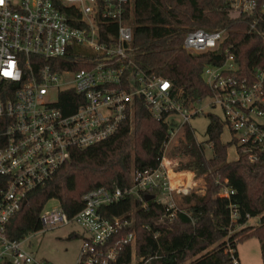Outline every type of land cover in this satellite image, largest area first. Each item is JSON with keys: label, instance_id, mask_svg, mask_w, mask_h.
Masks as SVG:
<instances>
[{"label": "built area", "instance_id": "1", "mask_svg": "<svg viewBox=\"0 0 264 264\" xmlns=\"http://www.w3.org/2000/svg\"><path fill=\"white\" fill-rule=\"evenodd\" d=\"M224 1L232 12L250 18L249 32L261 31L264 0ZM133 6L134 0H0V264H53L33 254L30 238L63 226L81 230L73 264H114L125 245H134L135 233L128 230L132 219H107L100 210L145 190L155 192L156 202L175 208V199L191 192L192 177L172 184L170 174L186 172H174L164 150L183 125L194 132L190 119L202 114L197 104L204 99L220 110L242 155L254 161L264 154V69L240 78L228 55L222 65L203 68L211 94L184 105L169 80L146 75L134 63L132 26L125 17L132 15ZM225 37L223 30L195 28L186 32L182 48L194 55L215 51ZM135 98L155 120L172 127L158 167L135 171L129 189L85 192L81 209L70 217L59 205L43 207L39 230L9 238L6 225L30 191L50 179L72 150L113 135L132 116ZM220 185L221 196L233 192L227 180ZM231 218L235 220L234 213Z\"/></svg>", "mask_w": 264, "mask_h": 264}, {"label": "trees", "instance_id": "2", "mask_svg": "<svg viewBox=\"0 0 264 264\" xmlns=\"http://www.w3.org/2000/svg\"><path fill=\"white\" fill-rule=\"evenodd\" d=\"M125 17L132 26L136 66L146 75L169 80L184 105L211 94L203 68L222 65L228 55L233 56L240 78H252L256 70L264 69V24L260 32H249L250 18L232 12L224 0H134L132 15L127 12ZM195 28L223 30L226 37L215 51L194 55L182 48V42L186 32ZM132 110L113 135L72 150L50 179L30 191L26 204L6 225L9 238L18 240L39 230L40 211L50 199H56L70 217L81 209L85 192L97 187L129 189L135 171L158 167L172 127L155 120L139 98L133 100ZM206 117V140L198 143L185 124L183 139L171 152L181 159L175 172L205 174L204 194L191 192L181 197L183 207L169 208L155 201L153 190H145L100 210L107 219H132L128 230L135 233L134 245H125L114 264H131L133 253L135 264H240L236 246L251 237L258 240L264 261V154L249 161L235 140L221 141L224 122L219 115L206 113ZM204 144H212L210 157L204 154ZM230 145L238 153L232 162L227 160ZM225 180L233 191L228 197L220 195ZM147 195L154 197L146 201ZM253 217H258V224H247Z\"/></svg>", "mask_w": 264, "mask_h": 264}, {"label": "rangeland", "instance_id": "3", "mask_svg": "<svg viewBox=\"0 0 264 264\" xmlns=\"http://www.w3.org/2000/svg\"><path fill=\"white\" fill-rule=\"evenodd\" d=\"M197 106L203 109L202 114L195 118L190 119V125L194 129L195 139L198 143H202L206 140V127L208 124V118L206 113H212L221 115L219 109H211L207 106V99H204ZM183 139V130L180 128L175 135L169 140L164 150V155L167 159L171 161V169L175 172V168L178 166L181 159L174 158L171 156L173 148L179 144V141ZM231 140V134L226 125L223 127L221 134V141L223 143H228ZM204 154L206 157L211 156V149L208 144H204ZM238 157L236 147L230 145L227 149V160L232 162ZM227 161V162H228ZM186 172L182 175L173 174V177L176 180H190L192 177L193 189L191 192L202 195L206 189L205 174L195 175L194 172ZM187 176V177H184ZM184 177V179H183ZM190 192V193H191ZM176 207H183V202L181 198L175 199ZM58 205L56 199H50L44 205V209H50ZM247 224L256 225L258 224V217L249 218ZM237 229V228H236ZM239 229V228H238ZM71 231H75L78 235L76 238L69 239L68 236ZM82 235L81 230L77 226H63L57 227L52 230L39 231L32 235L30 238L31 250L33 254L48 262L53 264H73L78 256V250L81 243ZM236 251L240 264H264V261L261 259L259 242L255 237H251L247 240L241 241L236 246ZM136 259L134 253L132 254L131 264H135Z\"/></svg>", "mask_w": 264, "mask_h": 264}, {"label": "bare ground", "instance_id": "4", "mask_svg": "<svg viewBox=\"0 0 264 264\" xmlns=\"http://www.w3.org/2000/svg\"><path fill=\"white\" fill-rule=\"evenodd\" d=\"M171 181H172V184L175 185L176 183H179V182H187L186 180H183V181H180V180H176L174 177H173V174L171 175ZM184 177H187V176H184ZM183 177V179H184Z\"/></svg>", "mask_w": 264, "mask_h": 264}, {"label": "water", "instance_id": "5", "mask_svg": "<svg viewBox=\"0 0 264 264\" xmlns=\"http://www.w3.org/2000/svg\"><path fill=\"white\" fill-rule=\"evenodd\" d=\"M151 199H153V195H147V196L145 197V200H146V201L151 200ZM23 204H25V203H23Z\"/></svg>", "mask_w": 264, "mask_h": 264}, {"label": "snow or ice", "instance_id": "6", "mask_svg": "<svg viewBox=\"0 0 264 264\" xmlns=\"http://www.w3.org/2000/svg\"><path fill=\"white\" fill-rule=\"evenodd\" d=\"M4 76H10L11 75V73L9 72V71H3V73H2Z\"/></svg>", "mask_w": 264, "mask_h": 264}]
</instances>
